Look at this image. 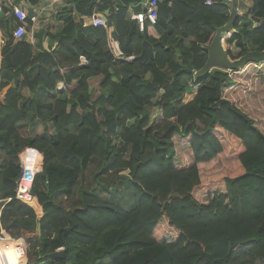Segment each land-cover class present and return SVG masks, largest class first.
<instances>
[{
	"label": "trees",
	"instance_id": "16d2710c",
	"mask_svg": "<svg viewBox=\"0 0 264 264\" xmlns=\"http://www.w3.org/2000/svg\"><path fill=\"white\" fill-rule=\"evenodd\" d=\"M67 1L48 50L0 19V225L26 264H264V86L237 93L241 69L194 78L230 11L158 0L140 32L127 10L141 0ZM248 1L231 61L264 50V0ZM93 14L105 27L76 18ZM20 153V194L42 161L41 216L15 198ZM14 244L0 241V264L24 263Z\"/></svg>",
	"mask_w": 264,
	"mask_h": 264
},
{
	"label": "built area",
	"instance_id": "2783aa9c",
	"mask_svg": "<svg viewBox=\"0 0 264 264\" xmlns=\"http://www.w3.org/2000/svg\"><path fill=\"white\" fill-rule=\"evenodd\" d=\"M6 3L7 4H6L5 8L8 9L7 16L12 18L14 21L12 34H11V38H12L14 43L19 42L22 39H25V37L27 36V34L29 32L32 33L35 30L34 27L39 29L38 27L41 24V15H40L41 8L39 11H36V12L30 14L27 10L22 9L21 7L14 6L10 2H6ZM218 3L225 5L228 10H229V7H231L232 5H235V9H236L237 13L239 15L242 14L240 11V7L237 4V0H206L204 5L205 6H212V5H215ZM2 10H3V1L0 0V13L2 12ZM158 11H159L158 10V0H141L137 4H134V5H131L128 7L127 17L129 20L134 21L136 23V25L138 26L139 31L142 32L143 27L146 23L151 24V25H155V23L158 19ZM87 20L88 21L86 22V24L89 26L105 27V21L103 20V18L100 15L93 14L91 17L87 18ZM7 39H8V37L4 36L3 29L0 25V52H1L2 47L7 42ZM126 60L132 61L133 57H128V58H126ZM81 64L82 65L85 64V60L82 58H81ZM194 75H195V73H194ZM188 87L192 91H196L198 89V85L196 83H194V80L190 81L188 83ZM60 89H63L62 85L60 86V88L58 90H60ZM23 152H21V153H23ZM21 153L18 155L19 165H20L21 171H20L19 179L17 181L15 198L17 200L23 202L24 204L30 206L31 208H33L32 207V204H33L32 199L36 200V198L30 193L31 184H32L33 177L35 176V174L39 173L40 171H37L33 175L32 180L30 182V185H29L28 189L26 190V193L20 194L19 184H20L22 174H23V167L21 166ZM41 168H42V161H41ZM36 202H37V200H36ZM33 210H34V208H33ZM0 241H3V242L14 241L15 244H19L18 247L15 246V244H14V249L16 251H20L22 253V257H24V258L26 257V246H25V243L23 242V240H21V239L13 240L11 238H8L5 235V233L1 232L0 233ZM25 262L26 261L24 259L23 264H25Z\"/></svg>",
	"mask_w": 264,
	"mask_h": 264
},
{
	"label": "water",
	"instance_id": "95a60500",
	"mask_svg": "<svg viewBox=\"0 0 264 264\" xmlns=\"http://www.w3.org/2000/svg\"><path fill=\"white\" fill-rule=\"evenodd\" d=\"M229 11H230V16L228 22L223 26L215 29L214 35L210 43L204 49L205 53L207 54L206 62L204 66L198 72L195 73L194 76L195 80L202 79L212 70L232 72L245 67L249 63H259L264 61V50L248 51L241 58L235 61H231L229 59L228 54L224 48V44L235 33L234 25L236 20L239 18V14L235 9V5L229 7ZM260 24L264 26V21H261ZM40 230L41 227L40 225H38L37 226L38 235H40ZM66 251H67V247H64L63 249L54 252L51 255V257L65 260Z\"/></svg>",
	"mask_w": 264,
	"mask_h": 264
},
{
	"label": "crops",
	"instance_id": "0c3cea01",
	"mask_svg": "<svg viewBox=\"0 0 264 264\" xmlns=\"http://www.w3.org/2000/svg\"><path fill=\"white\" fill-rule=\"evenodd\" d=\"M2 1H3V10L0 13V19L2 17H5L4 20L10 18L9 16H7L8 9L5 8V6L7 4L6 2H10L14 6L21 7L22 9L27 10L30 14L34 13L36 11H39L41 8V12H40L41 24L38 27L39 29L34 27L35 30L32 33L29 32L27 34V36L25 37V41L31 45H40L43 49L48 50L50 43H48L47 38L42 37V34H43V32L41 31L42 27L44 25H46L45 28H47V26L50 25V27H48V28H52L54 33L59 31L61 29V27L63 26V20L61 19V15L59 13H61V10L63 8L68 6L69 2L67 0H2ZM237 4L240 7L241 13H243L242 11L244 10L245 7L246 8L248 7L250 9L252 6V3L248 0H237ZM248 10H247V12H248ZM76 18L78 20H82L85 26H89L86 24V22L88 21L87 18H84L82 16H78V15H76ZM12 26H13V24H12ZM3 32H4V36L7 37L4 30H3ZM38 35H41L40 40L37 38ZM55 47H56V45L54 44L52 46V49H54ZM0 61H1V54H0ZM35 213H36V211H35ZM36 215L39 216L37 213H36ZM1 232H3V231H2V228L0 225V233ZM24 259L26 261V257Z\"/></svg>",
	"mask_w": 264,
	"mask_h": 264
},
{
	"label": "rangeland",
	"instance_id": "374dc122",
	"mask_svg": "<svg viewBox=\"0 0 264 264\" xmlns=\"http://www.w3.org/2000/svg\"><path fill=\"white\" fill-rule=\"evenodd\" d=\"M248 9H249L248 7L247 8L245 7L244 10L242 11L243 12L242 15H244L247 12ZM45 26L46 25H44L42 27V30L41 29L40 30L43 32L42 37L47 38L48 29L45 28ZM47 27H50V25H48ZM224 48H225V50H227V46L225 44H224ZM233 50H234V52H236L235 49H233ZM258 64L259 65H256V66L255 65H249V66L246 65L247 67L241 68V73H242V76H243L241 79L237 78L236 75L233 76L234 80L236 79L237 83H239L241 85L239 87V90H236L237 93L238 92L242 93L245 90V88L246 87L248 88L249 86H251V87L256 86L257 88H258L259 85H263L264 86V62L262 61V62H259ZM190 92H193V91L191 90ZM260 97H261V99H264V93ZM190 100H191V98H190L189 95L185 96L184 102H188ZM151 114H152V117L155 118L158 115V111L157 110L151 111ZM155 121L157 122L158 119H156ZM260 126L262 127V129L264 131V122H261ZM183 143L184 142L180 141L177 144V147H179ZM182 147H184V146H181V149H182ZM182 151H184V150H179L178 153H181ZM18 163H19V158H18ZM19 168H20V165H19ZM20 171H21V168H20ZM127 173L128 172H124L123 175L126 177ZM32 207L34 208L36 213L40 216L41 212H42L41 211V207L40 206L39 207H35L33 204H32ZM25 264H26V262H25Z\"/></svg>",
	"mask_w": 264,
	"mask_h": 264
},
{
	"label": "clouds",
	"instance_id": "9594fccd",
	"mask_svg": "<svg viewBox=\"0 0 264 264\" xmlns=\"http://www.w3.org/2000/svg\"><path fill=\"white\" fill-rule=\"evenodd\" d=\"M242 16V15H241ZM240 15H239V17H241ZM42 210V209H41ZM42 214V213H41ZM62 249V248H61ZM61 249H59V250H61Z\"/></svg>",
	"mask_w": 264,
	"mask_h": 264
}]
</instances>
